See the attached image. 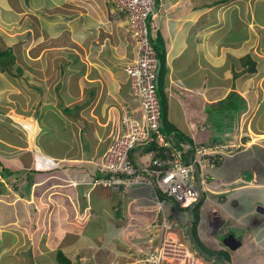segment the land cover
<instances>
[{
    "label": "crops",
    "instance_id": "1",
    "mask_svg": "<svg viewBox=\"0 0 264 264\" xmlns=\"http://www.w3.org/2000/svg\"><path fill=\"white\" fill-rule=\"evenodd\" d=\"M28 1L6 4L24 13L37 40L50 41L36 60L43 89L38 93L37 86L36 93L45 100L37 105L30 137L18 126L20 144L7 136L0 141V159L13 172L10 180L0 178V235L7 239L0 243V264H61L59 250L72 264H137L163 216L151 189L98 190L83 184L99 175L98 162L120 131L123 114H141L125 70L135 47L127 18L111 0ZM158 1L163 7L147 24L153 46L165 51L160 85L165 115L187 137L185 143L226 146V158L201 181L205 203L199 209V234L215 243L216 229L211 227V234L205 227L215 223L217 211L225 230L241 241L238 250L224 251L230 256L224 264H259L264 261V0ZM247 57L255 72L244 65ZM238 100L246 103L245 111ZM220 117L225 123H217ZM148 151L136 149L133 157L144 163ZM12 168L23 172L21 177L13 179ZM235 192L240 200L231 208ZM86 194L95 198L86 200ZM114 196L124 215L114 214L116 204L102 206L101 198L112 202ZM242 203L253 212L236 213ZM108 209H113L110 219L104 217ZM173 210L167 206V215L182 216ZM255 213L260 218L247 220ZM101 221L108 228L84 232ZM110 231L117 235L106 248ZM59 237L64 239L57 242Z\"/></svg>",
    "mask_w": 264,
    "mask_h": 264
},
{
    "label": "built area",
    "instance_id": "2",
    "mask_svg": "<svg viewBox=\"0 0 264 264\" xmlns=\"http://www.w3.org/2000/svg\"><path fill=\"white\" fill-rule=\"evenodd\" d=\"M113 1L120 11L127 12L130 32L136 41L135 61L128 64L125 70L132 94L140 101L141 114H123L120 131L112 136L108 149L98 162L99 175L84 184L106 189L122 188L125 191L135 187L150 188L161 207L165 201L188 205L199 198L198 181H205L207 172L216 168V155L222 153L226 146L191 145L176 142L172 134L163 136L160 132L161 105L156 83L158 61L147 25V17L154 12L156 1ZM153 143L168 147L170 151L160 156L157 150H150L144 163L132 160L131 155L136 149L147 148ZM162 224V230L166 231L169 226L165 220ZM167 263L196 264V257L183 244L164 238L160 247L152 251L142 264Z\"/></svg>",
    "mask_w": 264,
    "mask_h": 264
},
{
    "label": "rangeland",
    "instance_id": "3",
    "mask_svg": "<svg viewBox=\"0 0 264 264\" xmlns=\"http://www.w3.org/2000/svg\"><path fill=\"white\" fill-rule=\"evenodd\" d=\"M30 2H32L34 5L33 0H31ZM30 2L28 1V3ZM27 23H28V20L26 16L24 15V13H21L20 11H15L13 10L12 7H8L6 4V0H0V55L2 56V58L0 57V141L3 139L4 136L5 138L7 136L9 140L14 141L17 144H20L21 137L23 138V135H22L23 133L19 131L20 128L22 129V131L26 133L27 137H30L29 132L25 128H23L21 125L22 123H33V122L36 124L37 105L40 103H43L42 101L45 100L43 96L38 95V93L43 92L42 91L43 89L40 86V83H41L40 76L37 75L36 72L30 73L31 70L29 69L27 65L28 63L29 65H36V60L41 61L42 56L37 55L36 53L38 52V54H41L40 49H43L42 46H48L50 43V41L37 40L36 35H35L36 29L35 31L33 30L31 32L29 27L26 25ZM54 37L55 36L53 37L50 36L49 40L56 42L55 40L56 38ZM32 46H34V48H32ZM6 49L8 51L11 49L12 54L14 55V59L12 61V67L11 65L6 66L7 62L5 61V59L7 60L10 59L9 52L5 51ZM18 61L20 64L23 63V66H21L23 74H21L20 77H12L11 71H16ZM32 68L35 69L34 66H32ZM36 69H38L37 65H36ZM37 86H40V88L38 89V93H36ZM236 103L238 104L240 103L239 105L240 111L246 110L247 108L246 103H241L239 100ZM207 114L209 116L210 111L207 112ZM165 121L170 123V120L167 119V117L165 118ZM217 123L218 124L225 123V120L223 121V118L220 117V120L217 121ZM18 131L20 132L19 134L16 133ZM242 131H243L242 133L244 134V129H242ZM33 135L35 136L34 139L36 141V135L39 137V134L37 133V131H35ZM31 137L33 136L31 135ZM27 141L32 142L33 140L28 139ZM29 149H31V147H29ZM18 150H24V149L18 148ZM221 156L226 158L224 155H221ZM135 161L137 162V160ZM20 173L23 174V172H20V170H19V173L15 171V176L13 177V179L15 178L16 180L19 177H21ZM5 187L6 189L9 187L8 191H10V193L13 194L12 186L8 185V187L7 186ZM70 187H76V185L71 184ZM90 188H94V187L90 186ZM98 190H102V189L98 188ZM7 196L9 198L12 197V195H9V194H7ZM238 196H239V192H235L229 198L230 204L228 205H231V208L235 205L234 203L236 201L240 200L239 198H237ZM85 198L86 200L95 198V195L86 194ZM104 199L105 198H101V201L103 203L102 206L104 205V207L109 208L110 206L116 204L114 214L124 215V212L122 211L121 206L118 205L119 204L118 202H120V199L118 196L111 197V199L109 200H111L112 202H107ZM112 210L113 209L111 210L108 209L104 211L105 213L104 217L109 218L108 211L109 213H111ZM234 211L236 213L240 211L242 212L252 211L253 212V209L248 203H242V205L239 206V208L236 207ZM231 214L235 215L233 211L231 212ZM25 215L26 213H24V216ZM256 216L258 217L261 215L255 213V215L247 217V220L252 221ZM39 224L40 223H38L37 226ZM107 226L108 225L106 223L101 221V222L94 224L95 229L88 228L84 232H86L89 235H92V234L99 232L101 229L106 228ZM237 233L239 234V231H237ZM116 235L117 234L110 231L108 240H104V244H106L105 245L106 248L112 245L111 239L115 237ZM62 239H64V237H61V238L59 237L57 239V242ZM99 242L103 244L102 241L99 240ZM126 242H128V240ZM138 242L142 244L143 240L139 239ZM0 243L3 246L7 243V239L5 238L4 234L0 235ZM39 243H40L39 246L41 245V248H43L42 242H39ZM3 249L4 247H0V251H2ZM2 253L4 252L0 253V257L2 256ZM13 253H16V251L11 250V254ZM4 255H9V253H6ZM47 257L49 258L50 256L47 255ZM25 258L27 259V255L25 256ZM263 262L261 261L259 264H263ZM23 264H28V263L24 262Z\"/></svg>",
    "mask_w": 264,
    "mask_h": 264
},
{
    "label": "clouds",
    "instance_id": "4",
    "mask_svg": "<svg viewBox=\"0 0 264 264\" xmlns=\"http://www.w3.org/2000/svg\"><path fill=\"white\" fill-rule=\"evenodd\" d=\"M111 1H112L113 5H114V8L116 9L117 12H121L122 14H125V17L127 18V22L126 23H127V26H128V30L130 32L129 19H128V16H127V12L120 11L119 6L113 0H111ZM155 1H156V8H155L154 12H152V13H150L148 15L147 20L149 19L150 16H152L153 19H155L156 15H157V12L161 9V7H163V4H160V2L158 0H155ZM153 23L155 24V26H153V27L157 28L158 24H157L156 20H154ZM153 23H152V25H153ZM134 42H135L134 60L132 62L135 61V50H136V41H135V39H134ZM151 44H152V47L154 49L152 41H151ZM32 48H34V46H32ZM5 51H8V50L6 49ZM8 52L12 54L11 49ZM155 53H156V57H157V61H158L157 82H156L157 83V93H158L159 100H161L160 99V95H161L160 84L158 83L159 75H160V72H161V61H160V66H159V58L157 56L156 50H155ZM36 54H38V52ZM13 59H14V55L13 54H12V56H10L9 60L5 59V61L7 62L6 66L11 65V67H12ZM30 60H32V59H30ZM36 65H37V62H36ZM36 65H29V63H28L27 66L31 70L30 73H35L36 72V74L38 75L39 72H38V69H36ZM21 66H23V63L20 64L19 61H18L17 62L16 71H11V76L12 77H20V75L23 74ZM32 66H34L35 69L32 68ZM5 71H7V70H5ZM130 85H131V83H130ZM131 92H132V88H131ZM161 98L163 99L162 96H161ZM163 102H164V100H163ZM160 105H161V102H160ZM163 106H164V103H163ZM160 120H161V118H160ZM160 125H161V121H160ZM21 126L23 128H25L26 130H28L29 132L33 131L32 125L30 123H22ZM160 131L162 133L161 127H160ZM171 134L174 136L173 133H171ZM189 144H191V143H189ZM214 144H219V145H224L225 146V144H223L222 142L211 143V144H208V145H214ZM191 145H193V144H191ZM208 145H204V146H208ZM227 150L229 151L230 148H228ZM224 153H225V149L222 150V153L216 155V158H217L216 167H218L220 165V163H221L220 158H224L221 155L226 156ZM1 177H2V175H1V172H0V178ZM2 178L4 179V177H2ZM1 183H4V182H1ZM198 189H199V198L196 201H193L190 204L184 205V206H181L180 204H178L176 202L165 201L164 206L161 207L159 202L154 198L159 210L162 211L163 216L160 218V220L158 222L155 223L156 231H154V232L150 231V235L146 238V240H145V251H144V256L145 257L143 259L139 260L137 262V264H142V261L147 259L152 251H156L160 247V244H162L164 238L172 239L173 241H175L177 243H180V244H183L184 246L188 247L191 250V252L194 253V255L196 257V264H204L206 261L208 263H210V264H220V262H219V260L217 258L218 254L217 253H213L212 255H210L208 252H206L197 243L198 241H200L207 250L214 251V252H220V251L227 250L230 253V252L238 250L241 247V241H240V246L236 250H231L228 247L223 245V243H222V241L220 239L223 237L224 234H228L229 232H227L225 230L226 229L225 220H223L220 217H218L220 215L218 214L217 211H216L215 215H213V216H215V223L213 225L207 224V226L205 227V228L208 227V231L210 230L211 227H212V229L213 228L216 229V233L213 234V236L215 237V238L213 237L214 240H215V243H212L210 241H206V240L203 239V237H201V234H199V228H198L199 223H200L199 209L202 210L203 202H204L203 199L204 198H202V190H201V182L200 181H198ZM110 190H112V189H110ZM114 191H118V190H114ZM161 199H163V198H161ZM167 206L173 208L174 209L173 211L175 213H179V214L182 213V216L181 217H177V216L172 215V214H170V216L167 215V212H166V207ZM195 213L197 214V220L195 218ZM187 216H189L188 221H183L182 220L183 217H187ZM164 220H165L166 224L169 226V228L166 231H164V229L162 230V228H163V224L162 223H164ZM195 221L197 222V224H196L195 229H194L193 228V224H194ZM190 232L192 233V236H193L192 238L189 235ZM210 233L212 234L213 232H211V230H210ZM229 234H233V233H229ZM233 235L236 237L235 234H233ZM216 240H217V243H219V244L216 243ZM215 244H217V245H215ZM211 245H215V246H211ZM167 264H174V263H167Z\"/></svg>",
    "mask_w": 264,
    "mask_h": 264
},
{
    "label": "trees",
    "instance_id": "5",
    "mask_svg": "<svg viewBox=\"0 0 264 264\" xmlns=\"http://www.w3.org/2000/svg\"><path fill=\"white\" fill-rule=\"evenodd\" d=\"M156 47V48H155ZM161 47V46H160ZM158 47V46H155L154 45V49L156 50V52H157V56H158V58H159V60L161 61V72H160V75H159V81H158V83L161 85V83H162V81H163V79H162V77H163V72H164V67H165V51H164V49L161 47ZM164 47V46H163ZM158 49V50H157ZM9 56H12V54L11 53H9ZM0 57L2 58V56L0 55ZM249 65L248 66V70L250 71V72H255L256 71V69H255V64L251 61V59H250V57H247L246 58V60H245V62H244V65ZM235 75H237V74H234V76ZM165 118H166V115H165V110H164V128H161L162 129V133H164L165 135H167V134H171V133H173L174 134V138H175V140L177 141V142H179V143H182V142H188V140H186L187 139V137L181 132V131H179L176 127H174L172 124H170L169 122H166L165 121ZM161 132V131H160ZM189 143H191L190 141H189ZM193 144V143H192ZM179 146V145H178ZM147 150H157L158 151V154L160 155V156H164V153H165V151H170V148H168V147H160L158 144H156V143H153V144H151V145H149L148 147H147ZM131 157H132V160H136L134 157H133V155H131ZM0 167H1V169H0V172H1V175H2V177H5L6 179H9L10 180V174H12L13 172L12 171H10V169L7 167V166H4L3 165V162L1 161V159H0ZM9 176V177H8ZM12 182V181H11ZM0 186H3V183H1L0 182ZM195 218H196V220H197V214L195 213ZM196 224H197V222L195 221L194 222V224H193V228L195 229V226H196ZM193 229V230H194ZM195 233V232H194ZM206 252H208L210 255H212L213 253H217L218 254V260H219V262L220 261H222L223 262V264L224 263H227V262H230L229 260H230V256H229V254L227 253V252H224V251H220V252H214V251H209V250H207L204 246H203V244L200 242V241H198L197 242ZM57 260H58V262L59 263H61V264H72L71 263V261H70V259H68L66 256H65V254L62 252V251H58V253H57ZM222 264V263H221Z\"/></svg>",
    "mask_w": 264,
    "mask_h": 264
},
{
    "label": "water",
    "instance_id": "6",
    "mask_svg": "<svg viewBox=\"0 0 264 264\" xmlns=\"http://www.w3.org/2000/svg\"><path fill=\"white\" fill-rule=\"evenodd\" d=\"M159 66H160V60H159ZM159 71V70H158ZM160 102H161V128H164V106H163V99L160 95ZM190 237L192 238V233L190 232ZM222 243L224 246L228 247L231 250H236L240 246V240L236 238L233 234H224L221 238Z\"/></svg>",
    "mask_w": 264,
    "mask_h": 264
}]
</instances>
